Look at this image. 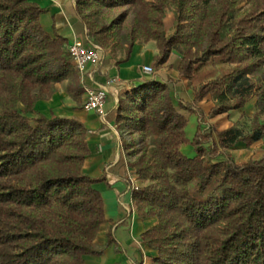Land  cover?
<instances>
[{
	"label": "trees",
	"instance_id": "obj_1",
	"mask_svg": "<svg viewBox=\"0 0 264 264\" xmlns=\"http://www.w3.org/2000/svg\"><path fill=\"white\" fill-rule=\"evenodd\" d=\"M123 4L130 23L128 14L103 21V7ZM73 10L88 42L123 49L124 60L136 41L154 40V69L180 46L178 75L193 86L189 104L171 95V79L143 80L116 105L121 145L142 183L128 182L131 201L156 219L140 236L157 252L151 264H264V157L237 163L229 152L264 136V0H73ZM44 12L33 0H0V264H83L116 244L111 232L95 243L105 216L94 184L106 180L83 171L84 123L35 109L55 83L67 80L72 97L83 92L66 38L40 23ZM206 96L207 116L197 107ZM251 96L247 133L206 124ZM188 114L198 123L191 140Z\"/></svg>",
	"mask_w": 264,
	"mask_h": 264
},
{
	"label": "crops",
	"instance_id": "obj_2",
	"mask_svg": "<svg viewBox=\"0 0 264 264\" xmlns=\"http://www.w3.org/2000/svg\"><path fill=\"white\" fill-rule=\"evenodd\" d=\"M33 1L45 9L39 20L43 29L50 35L56 33L66 38L67 43L73 39L88 42L85 27L74 13L73 0ZM173 21V12L165 14L164 28L167 34L171 33ZM179 49L180 46L174 45L168 60L154 68L153 76H146L141 67L152 66L154 58L159 53L154 40L136 41L126 60L123 49L112 45L102 48L97 66L89 67L84 74L76 71L77 82L83 87V92L79 96L72 97L66 91L68 81L64 80L54 84V90L47 99L39 100L35 104V109L41 113L53 112L60 116L76 118L84 123L87 129L86 142L89 154L84 161L83 171L92 177L104 175L106 180L94 184L103 198L105 216V222L99 229L95 243L103 246L107 240V233L111 232L116 244L105 247L101 255L85 256L83 264H151L157 254L156 250L149 248L140 240L141 234L152 227L156 219L141 217L135 208L134 211H128L132 206L128 182L133 170L128 165L129 157L121 145L122 139L127 137L117 128L116 105L117 100L131 87L152 78L161 82L171 79L173 81L169 85L171 95L186 103H192L193 86L186 78H180L177 71L181 60ZM108 78L114 79V83L108 89L105 116L102 119L94 111L83 108L84 88L99 86ZM255 101V97H251L243 107L207 118V123L219 130L232 127L247 133L255 111ZM212 106L213 100L206 96L197 107L207 116ZM197 125L196 115L188 114L185 127L188 140L192 139ZM181 152L190 157L193 155V148L187 143L181 146ZM229 152L237 163L263 158L264 136L249 146L239 142Z\"/></svg>",
	"mask_w": 264,
	"mask_h": 264
},
{
	"label": "built area",
	"instance_id": "obj_3",
	"mask_svg": "<svg viewBox=\"0 0 264 264\" xmlns=\"http://www.w3.org/2000/svg\"><path fill=\"white\" fill-rule=\"evenodd\" d=\"M102 47L99 44L85 42L80 39H73L67 44V52L72 60L75 69L84 74L89 67L97 66L100 62V52ZM141 70L146 76H153L154 69L150 65H143ZM114 83V79L108 78L105 82L96 87L84 88L83 108L94 111L100 118L105 116V103L109 87ZM118 102V100H117ZM130 187H137L135 178H129Z\"/></svg>",
	"mask_w": 264,
	"mask_h": 264
},
{
	"label": "rangeland",
	"instance_id": "obj_4",
	"mask_svg": "<svg viewBox=\"0 0 264 264\" xmlns=\"http://www.w3.org/2000/svg\"><path fill=\"white\" fill-rule=\"evenodd\" d=\"M242 6L244 7L245 6V3H243L242 4ZM101 16H102V18H103V21H105L106 23H108L109 21H111L113 18H120L121 16H124V15H127V23H130L131 21V19H132V17H131V8H130V6L129 5H118V6H115V7H103L102 9H101ZM170 12H173L172 11V9L171 8H168V9H166V12H165V14H167V13H170ZM172 29V28H171ZM171 32H172V30H171ZM180 50V52H181V49H179ZM251 97H254V96H251ZM250 97V98H251ZM249 98V99H250ZM47 99V98H46ZM212 99V98H211ZM248 99V100H249ZM256 99V98H255ZM213 100V99H212ZM190 104V103H189ZM213 105H214V100H213ZM198 106V105H197ZM254 106H255V104H254ZM213 107V106H212ZM211 110V109H210ZM203 111V110H202ZM255 112V111H254ZM204 113V112H203ZM254 114V113H253ZM205 115V114H204ZM252 117H253V115H252ZM207 118H211V117H206V124H208L207 123ZM213 126V125H212ZM216 127V126H215ZM217 128V127H216ZM140 147V145H138V148ZM135 183H136V186H141L142 185V183L141 182H139V181H135ZM134 208H135V210L137 211V208L135 207V205L133 204V202H132V206H130V208L128 209V211L130 212V211H134ZM138 212V211H137ZM152 262V261H151Z\"/></svg>",
	"mask_w": 264,
	"mask_h": 264
}]
</instances>
